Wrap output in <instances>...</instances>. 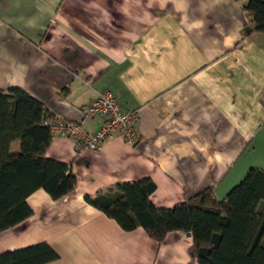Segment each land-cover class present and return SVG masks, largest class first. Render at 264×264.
Segmentation results:
<instances>
[{"label":"crops","instance_id":"1","mask_svg":"<svg viewBox=\"0 0 264 264\" xmlns=\"http://www.w3.org/2000/svg\"><path fill=\"white\" fill-rule=\"evenodd\" d=\"M245 2L0 0V91L87 133L104 122L82 116L103 89L139 116L135 145L114 135L78 152L53 137L45 157L69 166L76 188L29 195L32 214L0 233V254L45 243L57 255L45 264H197L189 234L125 232L84 197L150 179L152 204L171 209L209 188L220 200L264 169V35L242 38Z\"/></svg>","mask_w":264,"mask_h":264},{"label":"trees","instance_id":"2","mask_svg":"<svg viewBox=\"0 0 264 264\" xmlns=\"http://www.w3.org/2000/svg\"><path fill=\"white\" fill-rule=\"evenodd\" d=\"M242 11V38L264 35V0H246ZM46 118L53 117L24 91H0V233L31 216L26 199L34 191L58 200L76 188L69 166L45 157L53 138L42 126ZM155 189L150 179H142L84 200L121 230L141 228L157 243L170 232L189 234L197 264H264V169L250 168L220 200L209 188L171 209L152 204ZM56 259L45 243L0 254V264Z\"/></svg>","mask_w":264,"mask_h":264},{"label":"built area","instance_id":"3","mask_svg":"<svg viewBox=\"0 0 264 264\" xmlns=\"http://www.w3.org/2000/svg\"><path fill=\"white\" fill-rule=\"evenodd\" d=\"M84 118L101 116L104 122L99 130L87 133L73 122L46 118L42 126L52 137L71 140L78 152H101L104 143L114 135H120L131 145L138 142L136 125L138 111H126L119 104L115 95L108 89H103L97 97L82 111Z\"/></svg>","mask_w":264,"mask_h":264},{"label":"rangeland","instance_id":"4","mask_svg":"<svg viewBox=\"0 0 264 264\" xmlns=\"http://www.w3.org/2000/svg\"><path fill=\"white\" fill-rule=\"evenodd\" d=\"M12 148H13V150H14V148H17V145H13ZM256 154H257V157L262 156V154H261L260 152H257ZM259 159L262 161L263 158L259 157ZM256 163H257V162H256ZM254 169H255V168H254ZM243 177H244V176H243ZM243 177H242V179H243Z\"/></svg>","mask_w":264,"mask_h":264}]
</instances>
